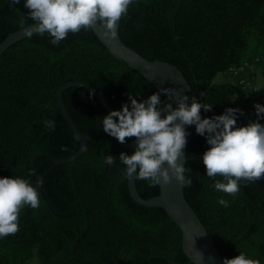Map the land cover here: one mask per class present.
Returning a JSON list of instances; mask_svg holds the SVG:
<instances>
[{
    "label": "trees",
    "instance_id": "1",
    "mask_svg": "<svg viewBox=\"0 0 264 264\" xmlns=\"http://www.w3.org/2000/svg\"><path fill=\"white\" fill-rule=\"evenodd\" d=\"M24 0H0V42L8 33L34 21ZM121 40L148 60L175 65L190 90L189 97L212 103L201 115L238 107L237 125L257 120L254 104H264V85L245 89L215 82L231 68L264 65V0H134L120 18ZM47 33L25 37L0 55V176L19 175L38 186L41 204L21 209L19 231L0 238V264H193L181 248V233L159 207L137 204L130 196L120 147L101 126L106 111L91 94L77 87L62 92L63 103L86 141V150L71 162L53 166L46 153L65 158L79 143L61 113L56 90L77 80L90 85L120 108L129 93L138 100L157 89L137 71L113 58L92 29L69 33L58 45ZM203 93V95H201ZM163 101L167 97L161 96ZM190 101V100H189ZM191 102V101H190ZM54 119L55 129L44 121ZM264 124V118H259ZM187 202L199 216L223 257L246 252L264 264V176L241 181L240 191H218L206 176L201 157L210 147L206 137L186 127ZM135 137L126 138L131 141ZM114 155L115 163L104 158ZM42 181V183H38ZM143 198L159 186L136 179ZM223 196L228 207L218 203Z\"/></svg>",
    "mask_w": 264,
    "mask_h": 264
},
{
    "label": "clouds",
    "instance_id": "2",
    "mask_svg": "<svg viewBox=\"0 0 264 264\" xmlns=\"http://www.w3.org/2000/svg\"><path fill=\"white\" fill-rule=\"evenodd\" d=\"M12 3L17 4L19 0ZM132 4L134 0H24V6L30 9L28 16L35 22L26 35L31 38L33 32L47 33L49 42L58 45L70 32L75 34L82 28L87 30L100 24L106 35L114 36L117 21ZM162 94H167V101L161 99ZM211 108L212 103L181 95L168 86L140 100L129 93V100L120 108L102 116L100 127L120 142L136 138L134 151H122L118 156L126 175L146 180L150 186L168 183L173 178L182 186H188L192 178L185 173L191 168L185 167L180 157L187 143L186 126L195 125V131L205 136L210 145L201 157L206 176H221L222 180L214 181L215 188L234 196L240 191L242 180L257 181L264 176V124L259 119L264 118V104H254L257 120L240 126H236L237 114L242 113V109L227 107L221 114L202 117L201 109L209 111ZM44 125L54 130L56 122L46 119ZM104 163L113 165L114 155L107 154ZM218 203L228 207L230 201L221 196ZM40 204L38 186L29 179L19 175L0 176V238L19 231L18 216L22 208H38ZM200 257L203 259L202 253ZM223 264L261 262L239 250L238 255L225 257Z\"/></svg>",
    "mask_w": 264,
    "mask_h": 264
},
{
    "label": "water",
    "instance_id": "3",
    "mask_svg": "<svg viewBox=\"0 0 264 264\" xmlns=\"http://www.w3.org/2000/svg\"><path fill=\"white\" fill-rule=\"evenodd\" d=\"M119 21L120 19L117 21L116 34L114 36L110 34L106 35L104 27L100 24H94L93 28H91L98 41L104 45L108 53L113 58L124 62L128 67L137 71L156 89L171 86L177 89L179 94H187V91L190 90V85L182 72L175 65L159 59L148 60L121 40L118 33ZM34 23L35 22H32L18 30L8 33L0 42V55L15 42L28 37L26 32ZM34 33L35 32H33V34ZM72 86L82 89L94 96L102 104L106 114L113 109L105 97L88 84L77 80H70L59 86L56 90L57 103L66 124L78 140L79 148L65 158H56L46 153H37L35 155L47 156L53 166L71 162L81 156L86 148V141L83 135L77 129L63 103L62 92ZM163 95L167 97V94ZM188 103H190V101H188ZM173 106H177L174 98ZM114 119L116 118L114 117ZM114 139L116 143L124 149L134 150L137 146L136 138L125 142H120L116 137H114ZM182 151L183 154L180 160L185 164L186 145ZM158 186L159 193L157 195L143 198L137 191L135 177H129L127 175V187L131 198L137 204L145 207L162 208L170 220L177 225L181 233V248L189 262L193 264H223V257L214 245L212 237L207 233L199 216L187 202L183 186L180 182L173 178L170 182ZM201 253L203 254V259L200 257Z\"/></svg>",
    "mask_w": 264,
    "mask_h": 264
},
{
    "label": "rangeland",
    "instance_id": "4",
    "mask_svg": "<svg viewBox=\"0 0 264 264\" xmlns=\"http://www.w3.org/2000/svg\"><path fill=\"white\" fill-rule=\"evenodd\" d=\"M264 70V66H263ZM252 74V79L245 85V89L248 91L251 88H258L264 85V71L262 69L253 70L251 68H247L244 70H240L237 74H230L229 72L223 71L215 75V82H226L230 84L232 87L236 88L245 80V78ZM29 264H39L35 257H32L29 260Z\"/></svg>",
    "mask_w": 264,
    "mask_h": 264
},
{
    "label": "built area",
    "instance_id": "5",
    "mask_svg": "<svg viewBox=\"0 0 264 264\" xmlns=\"http://www.w3.org/2000/svg\"><path fill=\"white\" fill-rule=\"evenodd\" d=\"M230 70H231V72H235V73L237 72V71H236L235 69H233V68H231Z\"/></svg>",
    "mask_w": 264,
    "mask_h": 264
},
{
    "label": "crops",
    "instance_id": "6",
    "mask_svg": "<svg viewBox=\"0 0 264 264\" xmlns=\"http://www.w3.org/2000/svg\"><path fill=\"white\" fill-rule=\"evenodd\" d=\"M264 66V65H263Z\"/></svg>",
    "mask_w": 264,
    "mask_h": 264
}]
</instances>
